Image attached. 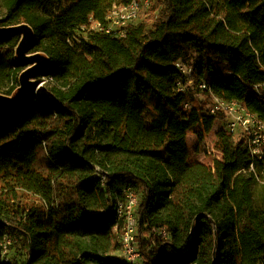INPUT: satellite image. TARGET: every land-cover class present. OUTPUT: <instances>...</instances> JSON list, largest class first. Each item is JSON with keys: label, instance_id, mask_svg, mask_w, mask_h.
<instances>
[{"label": "trees", "instance_id": "obj_1", "mask_svg": "<svg viewBox=\"0 0 264 264\" xmlns=\"http://www.w3.org/2000/svg\"><path fill=\"white\" fill-rule=\"evenodd\" d=\"M63 1L0 0V25H30L31 53L51 59L45 90L0 105V251L26 255L0 264H124L130 190L142 264H264L263 162L225 123L211 163L189 147L226 118L215 98L264 120V0H150L123 36L107 17L135 0ZM20 38L0 34L3 95L19 87Z\"/></svg>", "mask_w": 264, "mask_h": 264}, {"label": "built area", "instance_id": "obj_2", "mask_svg": "<svg viewBox=\"0 0 264 264\" xmlns=\"http://www.w3.org/2000/svg\"><path fill=\"white\" fill-rule=\"evenodd\" d=\"M140 12V5L137 2L131 3L127 7H114L109 13L107 20L109 26L105 32L112 36H123L124 27L136 19ZM101 25L93 24L94 29H101ZM177 66L184 72L186 69L179 62ZM46 81V80H45ZM192 82H190V85ZM202 89H206L205 85H201ZM216 105L211 113L221 112L226 115V129L228 132L238 137L243 135L247 139L249 150L255 162H263L264 172V120L258 115L249 112L245 107L236 102H225L219 98H215ZM188 107V105H186ZM250 171L256 174L255 165L252 164ZM264 174V173H263ZM264 183V181L261 180ZM139 205V197L133 191H128L124 202L118 206V225L115 231L120 230V241L122 250L119 252L124 264H142V255L139 250V215L137 214ZM163 239H169L168 233L163 230L160 232Z\"/></svg>", "mask_w": 264, "mask_h": 264}, {"label": "water", "instance_id": "obj_3", "mask_svg": "<svg viewBox=\"0 0 264 264\" xmlns=\"http://www.w3.org/2000/svg\"><path fill=\"white\" fill-rule=\"evenodd\" d=\"M0 34L21 37L15 49V59L24 68L19 76V87L11 96L0 94V105L7 109H16L27 95L45 90L42 88L45 81L43 75L50 69L51 59L43 52L31 53L36 36L33 28L26 23L9 27L0 25Z\"/></svg>", "mask_w": 264, "mask_h": 264}, {"label": "rangeland", "instance_id": "obj_4", "mask_svg": "<svg viewBox=\"0 0 264 264\" xmlns=\"http://www.w3.org/2000/svg\"><path fill=\"white\" fill-rule=\"evenodd\" d=\"M135 2L139 3L140 12L138 13L136 19L132 21V23H138L144 20L145 18H147L149 16L148 13L150 10V0H135ZM65 6L66 5L64 0L63 3L60 5V7H62L63 9ZM57 8H59V6L56 4L55 6L52 5L50 9L53 11L56 10ZM4 14H5V10L4 8H2V6H0V20L4 17ZM48 85L49 82L44 81L42 88L46 89ZM199 99H201V96L199 97ZM111 117L113 116L111 115ZM147 118L149 121H151L154 118V115L151 111H148ZM226 119L227 118L222 120V122L220 121L217 122V124L213 129V132L209 133L206 136L205 141L201 144L198 143V140L195 137V135L191 133L189 140V147L193 158L204 163H211L214 158L219 157V154L214 147L215 133L216 131L224 127L223 123L227 122ZM2 248L3 250L1 249L0 251V261L4 260L7 262L9 259H13V258L20 261L26 258L25 252L19 246L13 245L9 247V244L8 245L4 244ZM139 250H140V246H139ZM115 255L116 257H119V253Z\"/></svg>", "mask_w": 264, "mask_h": 264}]
</instances>
